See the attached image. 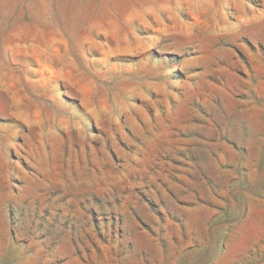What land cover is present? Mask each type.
<instances>
[{"label": "rangeland", "instance_id": "374dc122", "mask_svg": "<svg viewBox=\"0 0 264 264\" xmlns=\"http://www.w3.org/2000/svg\"><path fill=\"white\" fill-rule=\"evenodd\" d=\"M0 264H264V0H0Z\"/></svg>", "mask_w": 264, "mask_h": 264}]
</instances>
